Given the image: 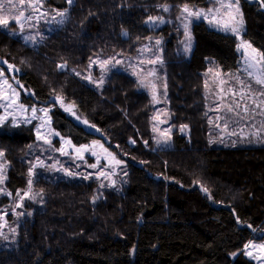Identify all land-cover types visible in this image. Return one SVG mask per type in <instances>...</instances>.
Returning a JSON list of instances; mask_svg holds the SVG:
<instances>
[{
	"label": "trees",
	"instance_id": "1",
	"mask_svg": "<svg viewBox=\"0 0 264 264\" xmlns=\"http://www.w3.org/2000/svg\"><path fill=\"white\" fill-rule=\"evenodd\" d=\"M258 2L241 0L243 37L264 53V8ZM45 4L67 10L65 20L37 47L0 30V60L20 71L17 80L30 92L20 97L22 105L52 107L51 128L59 137L74 147L100 141L125 160L127 186L124 192L98 194L92 182L37 181L45 196L43 206L19 226L15 246L0 250V264H254L243 248L264 240V146L210 143L204 96L203 74L211 62L223 72L239 70L237 42L195 22L193 48L186 58L169 32L174 26H146L149 16L175 17L184 5L204 9L208 0ZM150 36L165 42L172 148L155 147L150 98L132 76L112 72L96 88L70 71L86 69L98 56H132ZM55 100L74 106L91 129L70 120ZM183 125L187 134L179 132ZM34 141L32 126L0 134L11 194L26 185L24 158Z\"/></svg>",
	"mask_w": 264,
	"mask_h": 264
},
{
	"label": "rangeland",
	"instance_id": "2",
	"mask_svg": "<svg viewBox=\"0 0 264 264\" xmlns=\"http://www.w3.org/2000/svg\"><path fill=\"white\" fill-rule=\"evenodd\" d=\"M45 1L46 0H39L37 3L36 0H26L25 4L21 6L19 4V0H11L12 4L16 5V7L13 8L9 5L8 0H0V3L4 4V8L0 9V15H3L10 21L8 28L0 26V30L4 31L10 37L16 38L25 46L37 47L42 43L45 36L55 26L59 25L61 20L63 21L66 18V14L64 17L58 16L57 13L61 11L49 8L45 4ZM255 1H259L258 3H261L260 0ZM29 3L33 4L37 10L34 11L32 7H29ZM240 3L241 0H239V8L242 13ZM20 7L26 9L25 16L32 15L33 17L31 21L24 23L23 30L20 29L19 25H16L14 21H12V16L18 15ZM219 7L220 5L217 0H208V5L204 9L196 7L189 8L194 10H203L205 14H208L210 9L214 11ZM263 8L264 7L262 6V9ZM226 11L228 10L221 8L217 17H222L227 20L228 17L223 15ZM232 11L235 12V9ZM180 16L181 10L175 17H169L165 13L163 16H158L163 17L165 21L164 23H157L155 25L146 23V26L152 30H157L166 26H174V28H170L169 32L177 40V51L187 58L190 56L193 48V38L191 51L186 53L184 51L186 41L183 34V22L181 19H178ZM199 21L204 22L208 27L217 32L232 36L237 42V51L240 58V67L238 71L223 72L217 65H214L211 62L209 68L203 74L204 96L209 124L208 129L210 143L224 147L264 146V128H262L264 115H255L254 117L240 119L234 114L228 113L227 120L216 119L218 115H224L225 113V109L223 107L216 110V105L218 104L222 105L226 102L237 100L241 103V111L243 104L245 103H247L250 107H254L251 98L241 100V96L239 94L235 96L232 95L233 92H238L241 89V82L245 85L250 83L254 93L258 97V100L264 99V97H259L258 95L262 86L255 83V79H250L248 75L249 71L253 72V76L257 75L260 65H256L253 69H247L246 64L254 63V60L246 59L244 48H240L238 50V45L241 44V41H246L243 37L244 24L240 37L237 38V36L233 35L231 32L218 30L217 26L210 25L208 20L203 18H192L190 32L192 24ZM25 37H31L32 39L26 40ZM157 39L161 40V44L158 46L155 44ZM164 47L165 42L161 38L150 36L146 42L141 45L136 54L132 56H123L116 53L109 56H98L91 59L86 69H71L70 71L87 85L99 88L97 87V82L100 77H104L105 83L108 74L112 72L127 73L138 83V78H142L147 70L155 68L156 76L150 77L149 79L154 80L156 84L158 102L153 101L150 89L140 87L139 83L138 86L139 90L146 93L150 98L152 107L150 129L152 141L155 147L172 148V135L175 129L171 126V119L166 104L164 63L161 64L158 62L154 65L147 63L149 59H153L157 56L162 59ZM247 53L249 57H255L259 52L257 51V53H253L252 49L249 48L247 49ZM109 59L112 61L111 64H109L105 69H102L100 67V62ZM116 60H120L122 63L117 64ZM141 60L145 61V63L141 64ZM8 66L9 65L7 63L0 60V70H6L3 71V76H0V105H3L0 106V117H7L6 120L0 122V134H11L19 127L32 126L34 129L35 141L27 147L24 158V162L27 166L26 185L22 190H19L14 194L8 195L10 192L6 187L9 164L5 159V155L0 158V164L4 165V175L6 177L3 180V183L0 184V189H3V191H0V250L9 249L15 246L19 226L25 219L29 218L34 211L42 208L45 196L41 190L36 187L37 181L42 179L50 182H57L60 180H82L92 182L95 184L96 193L102 194L103 191L114 189L119 192H124V188L127 186L128 175V165L126 161L117 158L100 141H94L87 146L74 147L67 140L59 137V135H57L51 128V123L47 117H44L43 113L39 111L42 108L48 109L49 116V113L52 110L51 106L26 107L22 105L20 103V97L22 95L28 96L30 92L24 89L23 85L17 80V75L20 74V71L15 67H13V69H9ZM141 69H144V72H141ZM133 72H136V75H133ZM5 79H7V83H4ZM206 82L207 88L205 87ZM9 85H11V87H9ZM11 101H15V103H10ZM55 101L57 102L60 110L75 124L80 125L87 130L91 129V126L88 123H84L86 120L79 115L74 106L65 104L59 100ZM33 108L37 110L35 113L32 111ZM257 112H259V109H257ZM33 115L38 118L33 119ZM210 119L212 123H209ZM13 120H15V124L12 123ZM225 123H227V128L224 127ZM217 125H219V127ZM154 128L157 130L154 131ZM169 128L171 131L168 132L167 135H162V132ZM37 129H39V132ZM258 131L259 135H256L255 133ZM179 132L180 134L188 133L187 129H184V131H181L180 129ZM169 136L171 137L170 139H168ZM157 139L161 141L159 145L156 143ZM46 141H50L51 143L49 144ZM165 141L167 142L165 143ZM109 153H111V155H109ZM98 159L99 163H97ZM117 160L121 161V163L116 164ZM38 161H43L44 166H39ZM32 164H37L38 166L34 169V175L31 177L33 180L31 193L29 197H25L21 200L20 197L28 190V170ZM93 164H96L95 168L91 167ZM66 173H71V175ZM101 173H103V175H101ZM85 177H87V179H85ZM113 182L115 183L113 184ZM101 185H104V187H101ZM17 193H20V196H17ZM31 197H34V199ZM17 204H21L22 206L17 207ZM19 213H23V215H18ZM13 229H15V231H13ZM5 237H7V239H5ZM248 244H264V240H253L248 242L246 245ZM246 252H251L252 256L250 257L246 255ZM243 254L248 259L253 261L254 264H264V251L254 247H244ZM254 257H260V259H254Z\"/></svg>",
	"mask_w": 264,
	"mask_h": 264
},
{
	"label": "snow or ice",
	"instance_id": "3",
	"mask_svg": "<svg viewBox=\"0 0 264 264\" xmlns=\"http://www.w3.org/2000/svg\"><path fill=\"white\" fill-rule=\"evenodd\" d=\"M26 0H19V4L21 6H23L25 4ZM36 2L38 3L39 0H36ZM217 2L219 3L220 7L216 8L214 11L213 10H209L208 14H205L203 12V10H194L189 8L188 5H184L181 8V16L178 17V19H181L183 22V28H184V37H185V48L184 51L190 52L191 51V43H192V36H191V32H190V25L192 23V18L195 19H205L208 20L210 25H215L217 26L218 30H222L225 32H231L233 35L237 36V38L240 37V33L243 29V16L242 13L240 12V8H239V0H217ZM261 5L264 6V0H260ZM8 3L11 7L15 8L16 5L12 4L11 0H8ZM67 3L69 5H72L74 3V0H67ZM29 7H32L33 10H37L35 9V6L31 3H29ZM163 11L167 12L169 11V6L167 5H163ZM4 8V4L0 3V9ZM224 8L227 9L228 11H226L223 15L227 16L228 19L225 20L222 17L218 18L217 14L220 13V9ZM235 9V12H233L232 10ZM25 11L26 9H24L23 7H20L18 10V15H13L12 16V21H14V23L16 25H19L20 29L23 30L24 27V23L31 21L33 19L32 15H27L25 16ZM66 11H61L58 12L57 15L60 17H64L66 14ZM61 23L63 22L62 20L60 21ZM164 19L163 17H152L149 16L146 23H150V24H157V23H164ZM10 24L9 19H6L3 15H0V26H3L4 28H8ZM125 35H127V33H125ZM25 39H32L31 37H25ZM155 44L158 46L161 44V40L157 39L155 41ZM240 48H244L245 49V57L246 59H252L254 60V63H247L246 67L247 69H253L256 67V65H260L258 74L253 76V72L249 71L248 75L251 78L255 79V83L259 84L262 86V89L259 91V97H264V53H257V50L255 48H252V45L246 41H241V44L238 45V50ZM252 49L253 53H257V55L255 57H249L248 53H247V49ZM143 51V50H142ZM111 59L109 60H104L100 62V67L102 69H105L109 64H111ZM163 63L162 59L157 56L153 59H149L147 61L148 64H156V63ZM116 63H122V61L120 60H116ZM141 64H144L145 61L141 60L140 61ZM14 66L9 65L8 68L9 69H13ZM60 67L63 69L64 67H66V65H60ZM3 71L6 70H0V76H3ZM141 72H144V69H141ZM133 75H136V72H133ZM156 76V70L155 68L149 69L147 70V72L145 73V75L142 78H138V83L140 85V87L143 88H148L151 90L152 92V98L154 102H158L157 101V95H156V84L154 82V80L149 79L150 77H155ZM4 83H7V79L4 80ZM104 83V77L101 76L99 81L97 82V87H100L102 84ZM9 87H11V85H9ZM166 87V85H165ZM205 87L207 88V82L205 83ZM15 91V90H13ZM231 91V89H230ZM239 94L241 96V100H247L248 98H251L253 101V105L254 107H250L247 103L243 104V108L241 111V103L240 101L237 100H232L231 102H226L224 104H218L216 105V110H219L220 108H224L225 109V113L224 115H218L216 117L217 120H221V119H225L227 120V114L228 113H232L234 114L237 118L240 119H245L248 117H254L255 115H264V99H260L258 100L257 95L254 93V90L251 87V84H247L245 85L243 82H241V89L238 92H233L232 95L235 96ZM18 95V94H17ZM166 95V93H165ZM57 99H59L57 97ZM10 103H15V101H11ZM3 106V105H0ZM257 109H259V112H257ZM67 110V109H66ZM33 113H35L37 110L35 108L32 109ZM40 112L43 113L44 117H47V119L50 121L51 117L48 116V109H40ZM207 114V113H206ZM38 117H36L35 115H33V119H37ZM7 117H0V122H3L4 120H6ZM13 124H15V120L12 121ZM84 123L87 124V121H84ZM209 123H212L211 119L209 120ZM219 127V125H217ZM224 127L227 128V123L224 124ZM187 128V125H183L181 127V131H184V129ZM262 128H264V123H262ZM154 131H156L157 129H153ZM37 131L39 132V129H37ZM171 129H166L162 132V135H167L168 132H170ZM231 134V133H230ZM256 135H259V131L257 133H255ZM58 135V133H57ZM171 137L169 136L168 139H170ZM47 143H51L50 141H46ZM167 141H165L166 143ZM156 143L159 145L161 143V141L159 139H157ZM107 151V150H105ZM109 155H111V153H109ZM4 156V152L0 151V158H2ZM97 163H99V159L97 160ZM121 161L117 160L116 164H120ZM39 166H44V162L43 161H38ZM37 164H32L31 167L28 170V176L29 179L27 181L28 183V190L24 192L23 196H21V200H23L25 197H29L30 193H31V189H32V185H33V180H32V176L34 175V169L37 167ZM54 167V165H53ZM91 167L95 168L96 164L91 165ZM71 175V173H66ZM101 175H103V173H101ZM5 175H4V165L0 164V184L3 183V180L5 179ZM85 179H87V177H85ZM115 182H113L114 184ZM101 187H104V185H101ZM202 191L207 192V189L204 188L203 186L201 187ZM0 191H3V189H0ZM8 195H11V193H8ZM17 196H20V193H17ZM34 199V197H31ZM96 201V197H93V203H95ZM21 204H17V207H21ZM18 215H23V213H19ZM30 215V213H29ZM238 223L240 222L239 220L237 221ZM249 227H251V225H249ZM13 231H15V229H13ZM5 239H7V237H5ZM246 248L248 247H254L256 249H259L261 251H264V244H258V245H252V244H248L245 245ZM248 256H252L251 252H246L245 253ZM254 259H260V257H254Z\"/></svg>",
	"mask_w": 264,
	"mask_h": 264
}]
</instances>
